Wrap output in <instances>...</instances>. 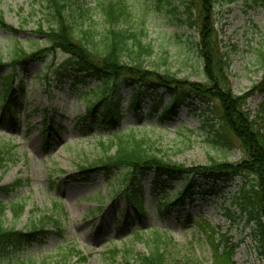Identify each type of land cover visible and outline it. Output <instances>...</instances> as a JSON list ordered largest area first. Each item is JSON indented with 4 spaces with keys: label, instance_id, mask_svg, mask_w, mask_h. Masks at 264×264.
Segmentation results:
<instances>
[{
    "label": "rangeland",
    "instance_id": "374dc122",
    "mask_svg": "<svg viewBox=\"0 0 264 264\" xmlns=\"http://www.w3.org/2000/svg\"><path fill=\"white\" fill-rule=\"evenodd\" d=\"M101 1L76 0L77 4L71 5L90 9L94 28L100 35L108 28L98 8ZM125 1L131 17L118 28L144 29L141 40L152 48V53L144 56L146 68L169 71L195 82L207 80L196 47L197 28L185 23L186 0H170V6L165 0ZM171 8L176 10L170 12ZM0 12L3 21L12 28L0 25V57L4 64L1 78L12 74L8 62L14 46L20 45L27 51L48 46L46 37L33 30L39 24L44 29L52 24L46 21L51 10L45 0H0ZM214 15L218 38L229 58L230 86L236 94H242L264 76L259 55L264 51V0L230 3L218 0ZM128 45L131 47L132 41ZM67 58L58 50L43 59L29 61L25 67L17 66L14 82L16 85L20 80L22 86L16 89L14 114L2 106L0 93V142L14 146L13 154L17 158L0 182V186H15L9 192L0 191V202L24 199L27 204L17 221L6 212V227L28 228L32 218L39 216L30 215L34 207L47 214L54 202L63 207L59 226L49 227L43 239L2 246L0 264L29 260L33 264L43 260L56 264L61 261L62 250L70 244L86 257L81 264H113L105 255L107 250L128 248L133 254L146 250L143 241L132 240L137 230L145 235L158 230L172 239L173 243L167 247L170 264H214L206 235L198 227L204 221L236 246L231 264H264L245 218L235 215L229 221L226 216L229 208L236 209L234 197L245 183L243 177L212 183L193 176L186 196L175 198L182 184L189 180L185 175L161 181L155 179L153 172L137 175L146 213L140 216L126 203L124 194L116 192L126 170L114 171L109 180L101 169L92 170L94 173L89 176L84 174L81 166L88 168L102 157L99 141L107 140L106 136L113 135L114 130L102 122L101 109L87 115L91 92L97 91L99 83L75 71L74 65H66ZM124 59L127 61L128 57L124 55ZM52 62L51 72L54 71L48 76L51 72L48 75L45 72ZM62 64L65 67L56 73L55 68ZM118 84L111 101L118 120L114 132L135 131L145 135L152 140L150 151L188 167L203 166L210 158L228 162L243 158L237 139L231 134L221 139L217 134L220 129L217 117L212 118L197 101L190 102L191 98H185L184 92H179L173 111L163 115L172 93L143 87L136 108H132L136 86L122 80ZM104 105L105 101L101 107ZM244 109L250 120L255 121L256 129L264 134V91L255 90L247 98ZM45 124L51 127L48 146L45 145L48 134L43 132ZM226 140L229 144H225ZM166 200L167 206H163ZM75 260L73 257L72 262ZM126 260L119 254L115 262L123 264Z\"/></svg>",
    "mask_w": 264,
    "mask_h": 264
},
{
    "label": "trees",
    "instance_id": "16d2710c",
    "mask_svg": "<svg viewBox=\"0 0 264 264\" xmlns=\"http://www.w3.org/2000/svg\"><path fill=\"white\" fill-rule=\"evenodd\" d=\"M45 1L51 10L46 21L51 22L52 26L44 29L42 24H39L33 32L46 37L49 45L37 47L32 51H27L20 45L14 46L8 62L12 74H5L0 78L2 106L10 113H15L16 89L18 86H22L20 80L16 85L14 82L17 66L25 67L29 61L43 59L46 55L54 54L58 50L68 56L66 65H74L75 71L83 72L84 77L98 81L97 91L91 92L87 115L91 116L97 108L101 109L102 122L111 125L112 131H115L114 125H118V120L113 114L111 101L115 91L119 89V81L122 80L130 86H136L133 89L132 108H136L143 87L151 91L164 89L172 93V100L163 108V115L173 111L180 97L179 92H184L185 98H191L190 102L197 101L212 118L217 117L220 127L217 134L221 139L230 134L237 139L243 153V158L240 161L228 162L210 158L209 162L203 166L188 167L150 151L152 140L145 135L140 136L135 131H113V135L106 136L107 140L99 141L103 151L102 157L90 163L88 168L81 166V169L86 176L94 173V170L101 169L108 180L111 179L114 171L126 170L127 173L120 179L116 192L123 193L126 203L140 216H145L146 213L140 196L137 175L153 172L157 181H161L162 178L175 180L178 176L185 175L189 180L182 184L181 190L174 196L175 198L186 196L187 188L191 183L190 179L193 176H199L214 183L229 181L236 176L243 177L245 183L234 197L236 209L229 208L226 216L229 221L235 215L238 218H245L256 241L257 250L264 260V134L256 129L255 121L250 120L248 112L244 109L247 98L255 90L264 91V76L261 82L252 85L248 91L242 94H236L232 90L229 83L228 54L223 52V46L215 28L214 6L218 0H186L184 3L185 23L190 28H197L198 43L196 47L207 76V80L203 82L190 81L169 71L159 72L143 65L144 56L152 53L151 46L143 44L141 40L144 29L133 31L130 28H118L121 23H128L131 17L129 6L125 0H102L98 3V8L103 13L104 20L108 25L105 33L101 35L94 28L95 23L91 18L90 9L79 4L77 8H72L71 5L76 3V0ZM219 1L221 3L232 2V0ZM165 2L166 5H171L170 0H165ZM175 10V8H171L170 12ZM86 22H89L88 25L85 24ZM143 24L144 20L141 19V25ZM0 25L12 29L3 21L1 12ZM97 36L100 37L96 38ZM128 41H132L131 47L128 45ZM124 55L128 57L127 61L124 59ZM259 55L264 68V51L261 50ZM65 64L55 68L56 73L57 70L62 71ZM3 66L0 57V73ZM53 67V62L47 66L46 75L51 72ZM53 71L48 76H51ZM104 101L105 105L102 108L101 105ZM50 131L51 127H47L45 124L43 132L48 134L45 138L46 146L50 143ZM225 144H229L228 140L225 141ZM13 150L14 146L11 144H1L0 142V182L3 175L17 159L14 158ZM19 183L20 181L17 182V184ZM14 186L15 184L0 186V191L9 192ZM26 205L24 199H12L7 203L0 202V248L15 242L21 244L37 238L43 239L49 227L57 228L59 226L58 218L60 212H63V207L60 203L54 202L51 211L47 210L48 214L44 210L34 207L30 211V215L38 213L39 216L32 218L29 227L25 230L6 227V212L9 211L13 220L17 221L24 214ZM162 205L167 206V200ZM198 227L206 235L207 243L212 249L214 264H231L236 246L229 244L226 236L219 234L207 222H200ZM144 235L140 230L132 235L133 241H143L147 245L144 252L133 254L132 249L112 248L105 253L107 259L116 264V257L123 254L127 259L123 264H170L167 247L173 243L172 239L158 230ZM62 252L64 254L61 261L56 264H81L86 261V257L75 249V245L66 246ZM73 257H76V260L72 262ZM18 264H33V262L32 260L20 261ZM40 264H55V262L43 260Z\"/></svg>",
    "mask_w": 264,
    "mask_h": 264
}]
</instances>
